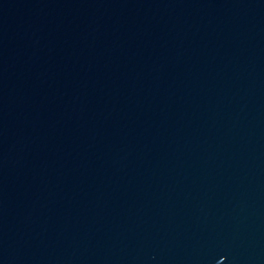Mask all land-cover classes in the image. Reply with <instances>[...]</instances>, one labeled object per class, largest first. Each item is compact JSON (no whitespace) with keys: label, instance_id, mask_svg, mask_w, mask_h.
<instances>
[{"label":"water","instance_id":"water-1","mask_svg":"<svg viewBox=\"0 0 264 264\" xmlns=\"http://www.w3.org/2000/svg\"><path fill=\"white\" fill-rule=\"evenodd\" d=\"M0 264H264V0H0Z\"/></svg>","mask_w":264,"mask_h":264}]
</instances>
